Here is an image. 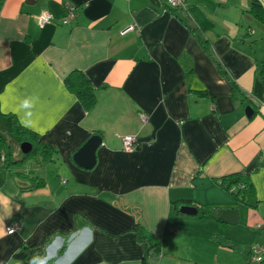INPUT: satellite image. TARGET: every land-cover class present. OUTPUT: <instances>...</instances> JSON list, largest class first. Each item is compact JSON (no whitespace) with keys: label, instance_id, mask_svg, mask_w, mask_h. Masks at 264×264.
<instances>
[{"label":"crops","instance_id":"crops-1","mask_svg":"<svg viewBox=\"0 0 264 264\" xmlns=\"http://www.w3.org/2000/svg\"><path fill=\"white\" fill-rule=\"evenodd\" d=\"M67 2L77 16L63 24ZM251 6L0 0L1 111L55 148L52 174L40 159L0 162V264H148L136 226L165 239L150 264H264L252 258L264 240V23ZM43 11L53 18L40 25ZM73 70L96 89L91 112L65 84ZM91 134L103 143L87 169L73 155ZM25 174L44 182L27 188Z\"/></svg>","mask_w":264,"mask_h":264},{"label":"trees","instance_id":"trees-1","mask_svg":"<svg viewBox=\"0 0 264 264\" xmlns=\"http://www.w3.org/2000/svg\"><path fill=\"white\" fill-rule=\"evenodd\" d=\"M251 12H252V16H254L255 19L264 23V7L260 0H252ZM65 84L70 91H72L78 96L83 106L89 112L95 109L98 102L96 89L91 83L90 79L86 76V74L83 71L73 70L66 77ZM25 141L31 142L33 144V148L29 153H23L21 150V144ZM0 150L1 151L3 150V152L5 153L4 161H0V162H6L8 164L13 163L20 167L24 166L23 164L28 162L27 161L28 159L38 158L36 156L30 157L31 154L35 152L41 154L39 159L40 162H42L43 164L51 162L53 160L52 154L55 153V148L53 147V145L43 141L41 139L40 133L23 125L15 113L2 112L1 103H0ZM35 166H38V164H35ZM17 175H15V177ZM22 176L23 178L21 176H17V177L22 179L23 181H26V179L30 178L28 179L30 180L28 183L30 182L31 183L26 185L27 188H36L44 182V179L42 180L38 176H32L30 174L28 175L25 174ZM135 229L138 230L139 239L146 244L145 260L147 261L148 264H150L148 262L149 256L150 255L155 256L156 252L161 251L165 239L155 240L151 242L149 240L148 234L144 235L142 232H140L139 226H136ZM148 253L150 255H148Z\"/></svg>","mask_w":264,"mask_h":264},{"label":"built area","instance_id":"built-area-1","mask_svg":"<svg viewBox=\"0 0 264 264\" xmlns=\"http://www.w3.org/2000/svg\"><path fill=\"white\" fill-rule=\"evenodd\" d=\"M168 2L170 4V6H172V7H181L184 5L186 0H168ZM67 5H68L67 14L62 19L63 24L70 23V21L73 20L77 16V7L71 2H67ZM52 18H53V16L49 11H43L38 17L39 24L44 25L46 22L50 21ZM129 29H130V27L123 30L122 33L123 34L126 33ZM141 116H142V119H144V120L147 118V114L143 113V114H141ZM121 138L123 140V148L126 151H133L136 148V137L134 135H124ZM4 159H5L4 153L2 152L0 154V161H4ZM243 188H245V184L239 182V183L233 184L231 190L233 192H238V190L240 191ZM20 227H21V222L18 220H15L6 226V231L8 233H14ZM252 258L255 260L262 261V262L264 261V240L256 243L253 246Z\"/></svg>","mask_w":264,"mask_h":264},{"label":"water","instance_id":"water-1","mask_svg":"<svg viewBox=\"0 0 264 264\" xmlns=\"http://www.w3.org/2000/svg\"><path fill=\"white\" fill-rule=\"evenodd\" d=\"M247 115L251 116L254 113V109L251 105L246 108ZM103 139L100 135L94 134L87 139V141L81 145V147L74 153V162L84 168L92 169L97 164V150L102 145ZM33 148L31 142L25 141L21 144V150L23 153H29ZM2 151L0 150V154ZM180 212L184 214L195 215L198 214V208L190 205H182ZM232 209H226L221 213V217L228 218L231 223H236V220L232 221L233 215L237 216V212Z\"/></svg>","mask_w":264,"mask_h":264},{"label":"rangeland","instance_id":"rangeland-1","mask_svg":"<svg viewBox=\"0 0 264 264\" xmlns=\"http://www.w3.org/2000/svg\"><path fill=\"white\" fill-rule=\"evenodd\" d=\"M36 154V155H35ZM40 155L41 154H38L37 152H35V153H33V154H31V156L30 157H34V156H36V157H38V158H31V159H28L27 161H29V162H31L32 164H39V163H37V159H39V157H40ZM54 161H51V162H49L51 165H55V163H53ZM59 162V161H58ZM5 165L7 166V164L5 163ZM46 164H44L43 165V167H42V169H43V171L44 172H47V174H52V171L50 170V169H52V166H47V168H46V166H45ZM59 165V164H58ZM57 165V166H58ZM8 167V166H7ZM49 168V169H48ZM63 178H64V182L63 183H66L67 182V180L68 179H70V177L68 176V175H63ZM15 177L14 176H12L11 175V178H10V183H12L11 182V180L13 181V183H15ZM70 182H71V180H70Z\"/></svg>","mask_w":264,"mask_h":264},{"label":"flooded vegetation","instance_id":"flooded-vegetation-1","mask_svg":"<svg viewBox=\"0 0 264 264\" xmlns=\"http://www.w3.org/2000/svg\"><path fill=\"white\" fill-rule=\"evenodd\" d=\"M2 152H3V150H2ZM4 153V152H3ZM4 157H5V153H4Z\"/></svg>","mask_w":264,"mask_h":264},{"label":"clouds","instance_id":"clouds-1","mask_svg":"<svg viewBox=\"0 0 264 264\" xmlns=\"http://www.w3.org/2000/svg\"><path fill=\"white\" fill-rule=\"evenodd\" d=\"M42 264H43V262H42Z\"/></svg>","mask_w":264,"mask_h":264}]
</instances>
